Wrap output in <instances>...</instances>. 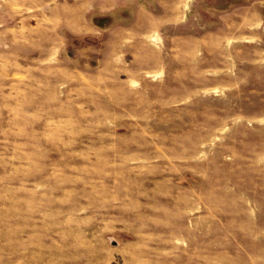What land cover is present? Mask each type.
I'll return each mask as SVG.
<instances>
[{
  "label": "rangeland",
  "instance_id": "1",
  "mask_svg": "<svg viewBox=\"0 0 264 264\" xmlns=\"http://www.w3.org/2000/svg\"><path fill=\"white\" fill-rule=\"evenodd\" d=\"M0 264H264V0H0Z\"/></svg>",
  "mask_w": 264,
  "mask_h": 264
},
{
  "label": "water",
  "instance_id": "2",
  "mask_svg": "<svg viewBox=\"0 0 264 264\" xmlns=\"http://www.w3.org/2000/svg\"><path fill=\"white\" fill-rule=\"evenodd\" d=\"M114 245H116V243H114Z\"/></svg>",
  "mask_w": 264,
  "mask_h": 264
}]
</instances>
